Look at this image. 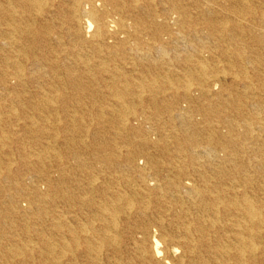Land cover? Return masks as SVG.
<instances>
[{"label":"bare ground","instance_id":"1","mask_svg":"<svg viewBox=\"0 0 264 264\" xmlns=\"http://www.w3.org/2000/svg\"><path fill=\"white\" fill-rule=\"evenodd\" d=\"M0 264H264V0H0Z\"/></svg>","mask_w":264,"mask_h":264}]
</instances>
